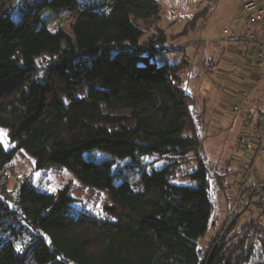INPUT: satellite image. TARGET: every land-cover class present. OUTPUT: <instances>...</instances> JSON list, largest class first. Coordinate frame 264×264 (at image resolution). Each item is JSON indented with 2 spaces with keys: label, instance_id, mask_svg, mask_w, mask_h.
Wrapping results in <instances>:
<instances>
[{
  "label": "trees",
  "instance_id": "1",
  "mask_svg": "<svg viewBox=\"0 0 264 264\" xmlns=\"http://www.w3.org/2000/svg\"><path fill=\"white\" fill-rule=\"evenodd\" d=\"M28 1L0 0V128L10 145L0 141V264H205L212 185L226 192L240 171L202 154L205 118L182 89L188 61L151 60L170 50L159 2ZM68 17L70 34L50 29ZM98 46L102 54L85 59ZM19 153L36 170L69 172L106 203L92 211L67 186L48 192L27 183L7 199L3 167ZM149 155L166 163L142 171ZM182 158L194 186L174 183ZM240 221L209 264H264V217Z\"/></svg>",
  "mask_w": 264,
  "mask_h": 264
},
{
  "label": "rangeland",
  "instance_id": "2",
  "mask_svg": "<svg viewBox=\"0 0 264 264\" xmlns=\"http://www.w3.org/2000/svg\"><path fill=\"white\" fill-rule=\"evenodd\" d=\"M161 6V16L158 24L163 26L167 34L165 46L170 49L164 54H159L152 58V62L157 65L164 63H173L183 58L188 60L187 70L182 69V89L196 97V108H204L206 115L213 117L216 111L215 100L220 98L219 92L222 85L218 80H214L212 76H208L205 69V62H214L215 68L219 67L222 70H229L224 63V59L228 56L229 50H234L236 47L230 45L236 44V41L231 40L232 36L238 30L240 25L248 29L244 14L240 8L238 0H157ZM27 3V2H26ZM35 0L28 1L27 4L34 5ZM50 29H54L58 24L62 26L63 31L67 34L71 33L70 23L71 17L62 20H52ZM143 40L151 35L149 25H144ZM73 41L77 40L72 37ZM190 42L191 45H185ZM198 42V43H197ZM198 46V47H196ZM115 46L105 47L104 51L111 56ZM103 52L101 46L96 49L85 52V59L90 60L95 56H100ZM239 52V51H238ZM236 52L237 55L240 53ZM209 68V67H208ZM188 72V73H187ZM195 78L188 77L194 73ZM212 72V71H211ZM216 74L215 69L212 72ZM211 73V74H212ZM194 74V75H195ZM231 77L235 75L231 73ZM187 75V77H186ZM206 77L208 88L204 89L203 79ZM220 84V88L217 85ZM239 116L230 126L216 127L217 129L210 131V134L205 136L202 141L201 151L206 156L207 161L215 163L218 166H227L230 169L239 168L240 173H235L228 180L229 188L226 192L214 188L212 185L211 198L213 203V213L211 217V225L208 229L203 241L205 253H209L212 245L219 240L218 243L225 237L220 239L224 228L228 225L231 217L238 212L243 204L247 203L245 197L237 200V183L241 179V170L246 166L249 154L252 150V141L249 137L250 127L245 129L242 123L238 124ZM251 126V125H250ZM0 141L5 148H8L9 139L5 129L0 128ZM85 157L100 158L105 156L104 153L97 150H86L83 152ZM94 158V159H95ZM129 160L124 158L118 160L114 167H123ZM151 161L145 165L142 171L151 170L152 168L162 167L166 163L165 158H158L156 155H149L146 161ZM264 157L257 164L258 176L256 180L261 182L264 176ZM34 159L24 153H19L12 162L7 163L3 167V175L7 178V187L4 196L11 200L16 194V188L22 183L30 184L39 189H44L48 192H56L58 189L67 186L71 193L77 198L78 204L88 207L92 211H99L106 203L105 196L102 193L95 192L91 189L80 186L79 183L72 177L69 172L57 168L47 167L42 170H36L34 167ZM180 169L174 175V183L184 186H194L195 181H191L185 176L191 168L190 163H186L182 158L179 162ZM242 222L250 216H256L250 203L248 202L241 212Z\"/></svg>",
  "mask_w": 264,
  "mask_h": 264
},
{
  "label": "crops",
  "instance_id": "3",
  "mask_svg": "<svg viewBox=\"0 0 264 264\" xmlns=\"http://www.w3.org/2000/svg\"><path fill=\"white\" fill-rule=\"evenodd\" d=\"M243 25L238 27L239 29L236 30L231 39L237 43L230 46L236 48L233 47L234 50H229L228 56L224 59L223 64L228 66L229 70L224 71L219 67L215 68L216 64L214 62H205L206 74L212 76L214 80H218L222 85L219 91L221 93L220 98L215 100L214 104L216 105L215 115L213 117L206 115L207 113L202 106L197 109L196 97L193 95L195 97V105L193 106L196 110L200 111L204 116L203 118H205L201 146L203 138L209 135L210 131L222 126L228 128V126L237 120L238 116V124L242 123L245 129L251 127L250 125L258 118L259 109L264 101V65L260 64L257 60V48L255 47V43L247 38V30L243 28ZM185 45H191V43L186 42ZM236 52L240 53V55H237ZM188 68L194 70L195 67L189 66ZM214 69L216 72L215 75L212 73ZM230 72L235 76L231 77ZM194 74L193 76L188 74V77L195 78L197 74ZM205 79L206 77L203 79L202 85L204 89L208 88L209 85ZM220 84L217 85L218 88L221 87ZM259 177L262 178V181L264 180V176L259 175Z\"/></svg>",
  "mask_w": 264,
  "mask_h": 264
},
{
  "label": "built area",
  "instance_id": "4",
  "mask_svg": "<svg viewBox=\"0 0 264 264\" xmlns=\"http://www.w3.org/2000/svg\"><path fill=\"white\" fill-rule=\"evenodd\" d=\"M244 14L247 29V38L255 43L257 48L256 58L264 65V0H238ZM252 141V150L245 168L241 170V179L237 183V200L249 189L245 197L254 211L264 217V181H257V164L264 157V103L259 119L255 121L249 132Z\"/></svg>",
  "mask_w": 264,
  "mask_h": 264
},
{
  "label": "water",
  "instance_id": "5",
  "mask_svg": "<svg viewBox=\"0 0 264 264\" xmlns=\"http://www.w3.org/2000/svg\"><path fill=\"white\" fill-rule=\"evenodd\" d=\"M247 203L243 204V207L240 208L238 210L237 213H235V215L233 217H231V220L230 222L228 223V225L225 227V229L223 230L222 234H221V237L220 239L224 236V234L229 230L230 227H232V225L235 223V221L239 218L241 212L244 210L245 206H246ZM219 240H217L211 247V250H210V253H209V256H207V261L205 264H209L210 260H211V256L213 255L214 253V250L218 244Z\"/></svg>",
  "mask_w": 264,
  "mask_h": 264
}]
</instances>
